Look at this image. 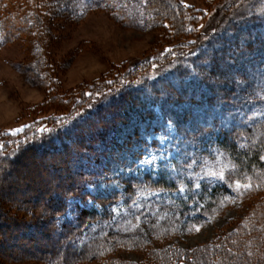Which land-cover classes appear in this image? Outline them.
<instances>
[{
    "label": "trees",
    "instance_id": "obj_1",
    "mask_svg": "<svg viewBox=\"0 0 264 264\" xmlns=\"http://www.w3.org/2000/svg\"><path fill=\"white\" fill-rule=\"evenodd\" d=\"M135 2L141 3L145 10L142 25H137L129 9ZM95 11L110 12L120 24L159 30L164 35L170 30L178 38L184 35L182 25L189 10L171 0H0V49L21 41L28 59L17 66L18 70L32 85L48 94L45 103L34 108L39 118L21 132L6 133L0 139V198L15 197L12 191H4L8 186L1 178L14 172L18 164L38 158L42 160L41 170L25 164L23 173L29 171L36 178L38 173H43L40 180L36 179L38 186H33V180L26 182L28 191L14 205V212L0 205V232H7L0 237V252L8 260L40 264H264V117L250 122L235 117L211 146L231 158L232 167L223 183L227 187L215 186L203 192L200 212L205 216L221 213L229 204L227 193L237 189L239 201L248 209L231 233L218 236L209 244L182 249L176 244L165 245L177 231L170 221L150 217L147 237L137 230L114 231L102 227L99 224L109 216L97 209L83 207L77 210L73 220L60 222L70 199H87L86 185L96 173L84 162L96 153L98 146L119 133L132 119L141 123L154 119L152 99L163 98L168 104L203 103V84L215 87L225 82L229 85L225 88L228 95L232 84L237 82L232 72L236 79L240 78L234 69L240 52L244 48L256 50L264 43L261 18L242 22L240 29L228 30L233 35L218 40L205 41L201 38L203 32L199 31L188 48L191 50L178 54V65H173V57L168 54L163 59L168 69L166 66L153 75L140 72L150 68L149 60L141 66L132 65L125 73L117 70L89 86L64 92L47 55V45L63 21L78 22ZM262 91L264 97V85ZM253 92L248 89L247 97L253 99ZM52 109V115H45L46 110ZM57 120H60L58 125ZM207 127V123L200 124L202 129ZM180 130L185 135L190 131L183 126ZM256 133L260 136L252 142ZM15 175L10 176L15 178ZM177 184L175 176L130 178L126 181V201H131L144 188L170 189ZM119 197L115 193L98 197L96 201L105 207ZM184 197L171 208L187 212L189 201ZM125 249L139 252L141 259L137 262L122 259L118 252ZM15 253L23 256L15 257Z\"/></svg>",
    "mask_w": 264,
    "mask_h": 264
},
{
    "label": "rangeland",
    "instance_id": "obj_2",
    "mask_svg": "<svg viewBox=\"0 0 264 264\" xmlns=\"http://www.w3.org/2000/svg\"><path fill=\"white\" fill-rule=\"evenodd\" d=\"M171 1L189 10L182 25L184 35L178 38H174L170 30L164 35L163 31L120 24L111 16L113 14L105 11L91 12L78 22L63 21L59 24L54 30L53 41L47 45V55L55 66L62 91H75L117 70L125 73L132 69V65L141 66L149 60L150 68L140 72L142 75L147 72L153 75L156 70H164L167 66L168 63L163 62L165 55L171 54L173 65H178V54H186L191 50L188 48L199 31L203 32L201 38L205 41L210 38L218 40L222 36L233 35L231 31L239 28L242 22L258 18L264 20V0ZM129 9L137 25H142L145 20L142 4L132 3ZM27 57L28 53L21 41L0 49V139L6 133L15 135L32 124L39 118L34 114V108L41 107L48 98L45 90L32 85L27 76L18 70L17 66L27 61ZM234 67L240 73V78L236 79L232 72L237 82L232 84L228 95L225 92L228 84L225 82L215 87L203 84V103L183 101L168 104L163 98L152 99V108L156 113L154 119L145 123L132 119L119 133L112 134L106 143L98 146L96 153L84 162L96 173L86 185L85 193L88 197L85 201L70 199L68 210L60 222L73 220L77 210L83 207L97 209L99 212L106 211L109 216L107 221L99 224L102 227L114 231L137 230L147 237L150 232L147 220L150 217L157 221H170L175 224L177 231L165 245L176 244L182 249L209 244L218 236L231 233L235 223L248 209L245 203L239 201L235 189L237 186H234L235 192L232 193L223 190L227 193L228 207L214 216L201 214L200 197L204 191L208 192L215 186H226L223 183L232 167L231 158L213 150L212 142L222 135L235 117L249 122L264 117V97L261 94L264 85V43L253 51L244 48ZM248 89L254 91L253 99L247 97ZM90 101L92 103L93 98ZM52 111L46 110L45 115H52ZM55 123L58 125L60 120ZM202 123H207L209 127L200 128ZM180 126L190 129L188 136L182 133ZM136 132L138 137H135ZM259 136L260 133H256L252 142ZM41 161L35 158L29 163L18 164L16 170L11 172L12 175L16 174L15 178L11 174H3L1 180L8 186L4 187V191L15 193L14 198H0V205L6 207V211L14 212V205L25 197L24 193L28 191L26 182L33 180L34 187L40 184L36 183V179L40 180L43 173H38L36 178L29 171H23L25 164L40 171ZM220 173H223V178ZM145 176L156 179L175 176L178 184L170 189L144 188L127 202L126 181ZM115 193L120 197L105 207L96 201L98 197ZM183 197L189 201L187 212L171 208L173 203ZM135 215L136 221L133 220ZM4 233L7 232L1 231L0 237ZM118 256L131 262H137L142 257L139 252L130 249L119 251ZM6 257L0 252V264H40L29 260H8Z\"/></svg>",
    "mask_w": 264,
    "mask_h": 264
},
{
    "label": "snow or ice",
    "instance_id": "obj_3",
    "mask_svg": "<svg viewBox=\"0 0 264 264\" xmlns=\"http://www.w3.org/2000/svg\"><path fill=\"white\" fill-rule=\"evenodd\" d=\"M0 147H2V146H0ZM212 175H217V173H212ZM219 175H220L221 178H223V173H220ZM239 186H240L239 182H237V187H239Z\"/></svg>",
    "mask_w": 264,
    "mask_h": 264
}]
</instances>
